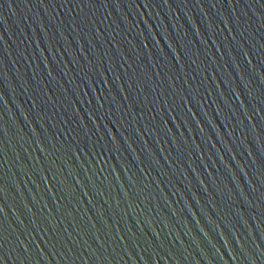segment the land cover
Here are the masks:
<instances>
[{
    "label": "water",
    "instance_id": "95a60500",
    "mask_svg": "<svg viewBox=\"0 0 264 264\" xmlns=\"http://www.w3.org/2000/svg\"><path fill=\"white\" fill-rule=\"evenodd\" d=\"M0 264H264V172L0 144Z\"/></svg>",
    "mask_w": 264,
    "mask_h": 264
}]
</instances>
